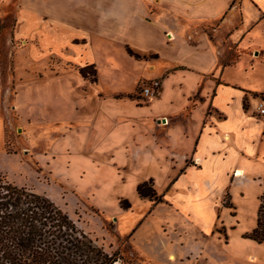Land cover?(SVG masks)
Masks as SVG:
<instances>
[{
  "label": "crops",
  "instance_id": "0c3cea01",
  "mask_svg": "<svg viewBox=\"0 0 264 264\" xmlns=\"http://www.w3.org/2000/svg\"><path fill=\"white\" fill-rule=\"evenodd\" d=\"M4 3L15 4V37L41 36V54L56 55L73 68L16 84L12 100L23 133L34 125L69 124L56 130L62 149H80L89 136V147L99 149L82 153L92 159H119L126 150L174 190L184 186L189 209L168 205L187 216L198 211V219L209 213L212 220L201 228L211 227L214 218L220 225L226 220L230 229L244 222L232 237L220 227L216 241L237 264H264V242L243 237L255 226L264 191V115H254L252 98L264 90V0H0L1 7ZM84 65L94 67V81L77 72ZM102 65H120L132 82L99 89ZM143 78L158 79L160 88L157 96L139 101L135 90ZM234 170L239 176H232ZM166 239L145 238L150 256L134 246L148 264H162L159 256L184 264L186 256L201 255L203 247L178 250L176 238Z\"/></svg>",
  "mask_w": 264,
  "mask_h": 264
},
{
  "label": "rangeland",
  "instance_id": "374dc122",
  "mask_svg": "<svg viewBox=\"0 0 264 264\" xmlns=\"http://www.w3.org/2000/svg\"><path fill=\"white\" fill-rule=\"evenodd\" d=\"M14 9L13 3L0 6V177L16 187L50 199L96 245L108 253H115L117 264H148L134 246L136 244L150 256L153 249L145 242L148 236L155 242L176 238L182 244L180 247L176 244L178 250L181 247V250L203 247L201 255L196 258L186 256L188 260H184V264H237L228 248L218 244L216 237H222L218 234L222 227L226 237L236 235L244 227V222L235 223L230 229L226 220L220 225L214 218L211 227L201 228L200 225H208L212 220L210 214L204 211L198 219V211L191 209V215L187 216L186 212L171 209L169 203L189 209L182 192L184 186L174 190L170 181L155 173L146 162L134 156L128 157L124 149L120 151L119 159L103 155L92 159L82 153L90 148L99 149L89 147V136L80 149H62L56 130L69 124L34 125L23 133V128L16 122L13 107L16 84L73 68L60 62L56 55L45 53L43 56L44 38L41 36L15 37L12 33ZM55 54L58 55L57 52ZM97 71V87L104 91L127 88L132 82L120 65H102ZM140 71L137 69L135 73ZM135 95L139 101H146L138 95V86ZM151 175H155V179ZM149 178L155 194L160 195L158 202L139 197L135 191L137 183ZM169 193L172 200L166 196ZM121 199H125L129 206L120 207ZM220 200L226 204L227 196L223 195ZM168 258L162 260L159 256L156 262L168 264ZM240 264L245 263L241 261Z\"/></svg>",
  "mask_w": 264,
  "mask_h": 264
},
{
  "label": "trees",
  "instance_id": "16d2710c",
  "mask_svg": "<svg viewBox=\"0 0 264 264\" xmlns=\"http://www.w3.org/2000/svg\"><path fill=\"white\" fill-rule=\"evenodd\" d=\"M126 52L139 57L129 49ZM77 72L95 80L92 65L80 66ZM135 191L139 197L160 201L150 178L137 183ZM258 200L255 226L243 237L264 242V191ZM119 205L129 206L125 199ZM117 259L78 229L50 199L0 177V264H113Z\"/></svg>",
  "mask_w": 264,
  "mask_h": 264
},
{
  "label": "built area",
  "instance_id": "2783aa9c",
  "mask_svg": "<svg viewBox=\"0 0 264 264\" xmlns=\"http://www.w3.org/2000/svg\"><path fill=\"white\" fill-rule=\"evenodd\" d=\"M160 82L158 79H149L142 80L138 84V95L143 97L145 100L153 98L157 96L159 93ZM254 99V115L255 116H263L264 115V90L255 92L252 95ZM234 175V172L232 173Z\"/></svg>",
  "mask_w": 264,
  "mask_h": 264
},
{
  "label": "bare ground",
  "instance_id": "6f19581e",
  "mask_svg": "<svg viewBox=\"0 0 264 264\" xmlns=\"http://www.w3.org/2000/svg\"><path fill=\"white\" fill-rule=\"evenodd\" d=\"M236 171H237V170H234V171H233V172H234V175H235V176H239V175H236ZM170 259H171V260L173 259V256H172V255H170ZM113 264H117V262L115 261Z\"/></svg>",
  "mask_w": 264,
  "mask_h": 264
}]
</instances>
